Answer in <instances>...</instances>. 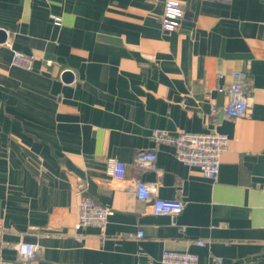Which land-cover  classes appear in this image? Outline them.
Wrapping results in <instances>:
<instances>
[{
	"label": "crops",
	"instance_id": "0c3cea01",
	"mask_svg": "<svg viewBox=\"0 0 264 264\" xmlns=\"http://www.w3.org/2000/svg\"><path fill=\"white\" fill-rule=\"evenodd\" d=\"M166 1L0 0V264H160L165 250L264 264V0H178L174 30L162 26ZM237 70L249 110L234 118ZM154 129L226 133L218 177ZM144 151L156 168L136 163ZM138 180L183 210L153 214ZM83 195L112 210L104 231L80 224ZM20 241L39 245L32 262Z\"/></svg>",
	"mask_w": 264,
	"mask_h": 264
},
{
	"label": "built area",
	"instance_id": "2783aa9c",
	"mask_svg": "<svg viewBox=\"0 0 264 264\" xmlns=\"http://www.w3.org/2000/svg\"><path fill=\"white\" fill-rule=\"evenodd\" d=\"M185 10L178 0H167L162 17V26L166 30H174L184 17ZM59 20V17H56ZM14 64L31 67L32 61L23 52L14 51ZM234 82L226 88L228 102L225 110L228 116L239 118L249 110L248 93L245 87L247 72L237 70L233 73ZM151 138L156 143H165L176 147L178 159L188 166H196L210 179L218 177L223 153L229 146V136L216 130L205 132H181L173 134L163 129H154ZM156 154L153 151H144L137 154L136 163L141 166L156 168ZM108 173L121 179L126 174V164L110 158ZM264 188V186H263ZM136 194L140 201L148 202L153 214L177 215L183 210L180 201H171L160 198L156 194V185L146 181L136 182ZM112 210L98 203L89 195H83L79 203V222L83 226H94L105 230ZM138 237L143 232H138ZM196 244L204 246L203 240H196ZM26 262H32L39 251V245L33 242L20 241L14 245ZM216 264H221L220 258H215ZM144 264H153L151 262ZM160 264H198V255L191 251L165 250Z\"/></svg>",
	"mask_w": 264,
	"mask_h": 264
},
{
	"label": "water",
	"instance_id": "95a60500",
	"mask_svg": "<svg viewBox=\"0 0 264 264\" xmlns=\"http://www.w3.org/2000/svg\"><path fill=\"white\" fill-rule=\"evenodd\" d=\"M5 30L0 29V33L4 32Z\"/></svg>",
	"mask_w": 264,
	"mask_h": 264
}]
</instances>
